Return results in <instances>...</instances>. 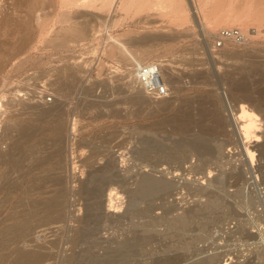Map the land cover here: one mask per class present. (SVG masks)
<instances>
[{"label":"rangeland","instance_id":"1","mask_svg":"<svg viewBox=\"0 0 264 264\" xmlns=\"http://www.w3.org/2000/svg\"><path fill=\"white\" fill-rule=\"evenodd\" d=\"M77 1V5H72ZM123 1L127 0H116L108 13L99 2L93 7L82 5L80 0H0V151L10 150V157L15 151L13 157H17L16 167L7 166L8 170L5 167L2 172L4 175L8 172L5 179L12 185L7 189L0 181L1 259L9 264L14 257L12 251L19 245L16 242L1 250L5 240L2 233L24 224L17 217L24 214L22 217L27 219L30 206L47 203L52 196L53 177L41 176L59 172L69 196L66 217L60 224L64 229L47 231L49 240L45 238L47 245L52 241V250L56 248V252L51 250L52 264H67L65 260L70 256L72 264L107 263L106 258L110 261L107 264H203L209 258L208 264H264V151L261 147L253 148L252 143L250 149L255 153L252 163L231 142L224 143V153L228 155L220 160L214 158L215 151L214 155L211 152L199 155L194 150L202 144L201 140L203 143L206 140L196 135V123L210 122L209 118H201L200 110L209 111L210 115L215 110L228 114L223 94H228L232 105L243 103L258 116L261 129L258 134L264 138V21L257 22L255 16L260 9L264 11V0H258L261 4L257 0H164L159 6L155 5L158 0H130L126 16L120 10ZM196 13L204 18L203 26L195 22ZM235 29L245 35V41L224 40L217 47L219 33ZM152 36L164 39L165 43L154 41ZM144 37L152 39L142 41ZM120 41H126L125 46L135 56L139 51L145 55L153 49V54L139 62L158 63L167 79L166 94L156 95L157 102L150 99L155 95L142 94L140 105L135 99L137 91L127 89L125 78H136L139 65L132 61L125 63L119 57L116 45ZM129 41H135L134 46ZM63 68H68L71 75ZM60 70H65L67 77ZM50 105H60L59 111L64 107L61 111V144H64L61 151H64L54 158L50 133L39 136L36 139L45 144L47 156H52L50 163L34 169L28 156L33 142L20 145L14 125L32 128L35 122L27 108ZM148 112L153 114L147 115ZM155 123L159 125L153 127ZM177 123H187L194 130L187 128L183 134L176 130ZM39 127L44 130L49 125ZM12 142L18 143L17 147L11 148ZM206 143L203 145L209 144ZM209 145L213 148L217 141ZM212 159L219 160L216 166ZM58 160L61 161L58 169L51 170ZM144 166L150 171L141 174L178 182L172 196L143 191L137 172ZM25 167L33 171L27 172ZM208 170L212 172L211 180L217 182L206 184L204 179L202 185V176L208 177ZM187 178L190 181L184 182ZM198 178L200 182L195 181ZM82 187L95 190L85 195L79 193ZM106 192L123 205L113 211L109 238L100 241L102 229H98L101 225L97 222L108 204ZM133 193L135 198L131 201ZM201 206L206 209L203 213L185 221L188 218L185 214ZM96 219L99 220L92 223ZM252 221L256 226L252 227ZM32 224V231L37 230L32 232L35 235L49 223ZM50 224L48 227L52 228ZM83 224L90 229L88 240L75 236L81 234L77 230Z\"/></svg>","mask_w":264,"mask_h":264},{"label":"bare ground","instance_id":"2","mask_svg":"<svg viewBox=\"0 0 264 264\" xmlns=\"http://www.w3.org/2000/svg\"><path fill=\"white\" fill-rule=\"evenodd\" d=\"M75 0H73V2H74ZM81 1V4L82 5H87V6H93V7H97V5L99 4V6L102 8V9H104L106 12H108V13H110V9L113 7V5L115 4V2H116V0H80ZM190 1H192L193 2V0H190ZM97 2H99L98 4H97ZM157 3H155V5L157 4L158 6L159 5H162L165 1L164 0H158V1H156ZM249 2V1H248ZM257 2H259L258 0H257ZM262 2V1H261ZM77 3H78V1L77 2H74V3H72V5H77ZM119 3V2H118ZM260 3V2H259ZM192 4V3H191ZM261 4V3H260ZM260 4H258V5H260ZM36 4H34V6H35ZM129 5H130V0H127L126 2L125 1H123V2H121L120 3V10L122 11V13H123V15L124 16H126L128 13H129ZM190 5V4H189ZM194 5H195V3H194ZM147 6V5H146ZM264 6V5H263ZM189 7V6H188ZM195 7V6H194ZM141 8V7H140ZM144 8V7H143ZM262 9H260V11L259 12H257V14L255 15L256 16V20H257V22H259V23H262L263 21H264V11H261ZM190 12V11H189ZM191 13V12H190ZM129 15V14H128ZM193 15V14H192ZM196 15V16H195ZM69 16V15H68ZM92 16H94V15H92ZM194 16H195V19H196V21L195 22H197L198 23V25H200V26H203V23H204V18L203 17H201V14H194ZM255 16H252V17H255ZM95 17V16H94ZM251 17V18H252ZM98 19V18H97ZM100 20V19H99ZM255 20V21H256ZM77 27V26H76ZM80 27V26H79ZM106 29V28H105ZM67 30V29H66ZM100 33V32H99ZM184 35V34H183ZM182 36V35H181ZM189 35H187V37H188ZM153 37V40L154 41H160V42H162V41H164V39H162V38H159L158 36L156 37V38H154L155 36H152ZM166 38V37H165ZM152 38H150V37H144V38H142V41L143 40H145V41H148V40H151ZM59 40V39H58ZM25 41V40H24ZM24 41L22 42V44H24ZM167 41V40H166ZM128 42V41H127ZM130 42V44L131 45H133V43H135V41L133 42H131V41H129ZM139 42V41H138ZM125 43H126V41L124 42V41H120V43H118L117 45H116V53L119 55V57H122L123 59H124V61H125V63L126 62H128V63H131V61H132V63L134 62V64L135 65H141V59L143 60V58H145V56L146 57H148V56H150L151 54H153V49L151 50H148L147 51V53L145 54V55H142L141 53H140V51H139V53H136L137 55L135 56V55H133L132 53L133 52H131L126 46H125ZM151 43V42H150ZM162 43H165V41L164 42H162ZM161 43V44H162ZM128 44V43H127ZM138 44V43H137ZM159 44V43H158ZM125 46V47H123V46ZM128 46V45H127ZM134 46V45H133ZM157 46V45H156ZM137 51V50H136ZM138 52V51H137ZM135 56L136 58H133V56ZM138 56V57H137ZM261 56V55H260ZM82 57V56H81ZM80 57V60L82 59ZM143 57V58H142ZM71 59V58H70ZM136 59H138V60H136ZM74 60H75V58H74ZM84 60V59H83ZM82 60V61H83ZM139 60H140V62H139ZM79 60H78V58L75 60V62L76 63H79L78 62ZM81 62V61H80ZM263 62V61H262ZM199 63V62H198ZM144 64V63H143ZM185 64V63H184ZM196 64V63H195ZM133 65V64H132ZM197 65V64H196ZM205 65V64H204ZM259 66H260V64H258ZM128 66V65H127ZM131 66V65H130ZM201 66V65H200ZM264 67V66H263ZM62 69V68H61ZM63 69H66V71L65 72H67V69L68 68H63ZM260 69V68H259ZM86 70V69H85ZM61 71V70H60ZM63 71V72H64ZM190 71V70H189ZM62 72V71H61ZM62 72V73H63ZM71 72V71H70ZM200 72V71H199ZM62 73H60L59 72V75L60 74H62ZM68 74H69V70H68V72H67ZM160 75H161V79H162V85L163 86H165L166 84H167V79L162 75L163 73H162V71L160 70ZM64 74V76H66L67 77V75H66V73H63ZM62 74V75H63ZM164 74H165V72H164ZM200 74V73H199ZM69 75H71V74H69ZM169 75V74H168ZM233 75V74H232ZM170 76V75H169ZM63 77V76H62ZM135 77V76H134ZM132 78V76H131V78H128V76L125 78L126 79V84H127V89H131L132 91H134V90H136L137 91V97H138V95H139V97H138V99H137V97L135 98L136 99V101H138V103L141 105L142 103H143V96H142V94H144V95H146V93L142 90V88L140 87V85H139V83H138V79H137V76H136V78ZM231 77V76H230ZM64 78V77H63ZM74 78V77H73ZM164 78V79H163ZM82 79V78H81ZM174 79V78H173ZM197 79V78H196ZM63 79H61V81H62ZM176 80V79H175ZM191 80V79H190ZM230 80V79H229ZM58 81V80H57ZM56 81V82H57ZM65 80H63L62 82H64ZM204 81V80H203ZM55 82V81H54ZM56 82H55V84H56ZM66 82V81H65ZM70 82H71V80H70ZM74 82V81H73ZM199 82V81H198ZM200 82H202V81H200ZM205 82V81H204ZM203 82V83H204ZM67 83H68V80H67ZM119 83V82H118ZM231 83V82H230ZM233 83V82H232ZM232 83H231V85H232ZM238 83V82H237ZM236 83V84H237ZM68 84H70V83H68ZM169 84V83H168ZM209 84V83H208ZM241 84V83H240ZM64 85V84H63ZM201 85H202V83H201ZM234 87V86H233ZM238 87V86H237ZM174 88V87H173ZM176 88V87H175ZM245 88V87H244ZM243 88V89H244ZM74 90V89H73ZM176 90V89H175ZM240 91V90H239ZM242 91V90H241ZM245 91V90H244ZM65 92V91H64ZM72 92V91H71ZM127 92V91H126ZM135 92V91H134ZM62 93V92H61ZM87 94V93H86ZM132 94V93H131ZM136 94H134L135 96H136ZM66 96V95H65ZM149 97V96H148ZM42 98V97H41ZM150 98V97H149ZM250 98V97H249ZM5 99V98H4ZM70 99V98H69ZM121 99V98H120ZM150 99H152L151 101H154V102H157V101H155L156 99H157V96L155 95L154 97H152V98H150ZM150 99H147L146 101H149ZM201 99H204V98H201ZM222 99H223V101H225V104H226V112L228 113L227 115H225V114H223L222 112H219V110L217 111V110H215L211 115H210V113H209V111L207 112L206 110H204V109H201L200 110V113H201V118L202 119H206V118H209L210 119V122L209 123H203V122H201V123H196L197 125H198V133L196 134L197 136H198V134L200 135V136H198V138H201V139H206L205 140V143L207 142V143H211V142H215V141H217V145L214 147L213 146V148H212V146H210L209 144H207V145H203V144H205V143H203L202 142V140H201V143L202 144H200V145H196L195 146V148H194V146H191V147H193L194 148V150H195V152L197 153V154H207V153H210L211 152V154L213 153V155L215 154V153H217V155H215V157L214 158H217V157H219V160H220V158H224L225 157V155L227 154L228 155V153H224L225 151V145H224V143L225 142H231V144L233 143L234 145H237L238 146V148H240L239 150H240V153H241V155L242 156H244V158H245V156H246V158H248L249 160H250V162L252 161V163L254 162V155H255V153L253 152V150H251L250 149V147H251V144L252 143H255V145L253 146V148H259V147H261L262 148V150L264 151V138L262 139V137L263 136H261V135H259V134H261L260 132V130L261 129H258V128H260L259 126H260V123L258 122L257 123V121H259L258 120V116L254 113V112H252V110H250V109H248L243 103L242 104H240V105H232V102L230 101V98L228 97V94H223L222 95ZM10 100V99H9ZM158 100V99H157ZM163 100H165V99H163ZM212 101L214 100V99H211ZM145 101V100H144ZM203 101V100H202ZM214 101H216V100H214ZM213 101V102H214ZM57 102V101H56ZM55 102V103H56ZM66 102V101H65ZM85 102H87V101H85ZM120 102V101H119ZM135 102V101H134ZM150 102V101H149ZM149 102H147V104L149 103ZM203 102H205V101H203ZM210 102V101H209ZM2 103V102H1ZM25 103V102H24ZM28 103H30V102H28ZM33 103V102H32ZM31 103V104H32ZM37 103V102H36ZM58 103V102H57ZM93 103V102H92ZM95 103V102H94ZM131 103V102H130ZM137 103V104H138ZM199 103H200V101H199ZM208 103V102H207ZM219 103V102H218ZM238 103H240V102H238ZM248 103V102H247ZM30 104V105H31ZM34 104V103H33ZM50 104V103H49ZM54 104V103H53ZM121 104V103H120ZM128 104V103H127ZM146 104V103H145ZM204 104V103H203ZM205 104H206V102H205ZM204 104V105H205ZM224 104V105H225ZM36 105V104H35ZM45 105V104H44ZM43 105V106H44ZM47 105V104H46ZM52 105V104H51ZM50 105V106H51ZM66 105V104H65ZM84 105H85V103H84ZM90 105H91V103H90ZM94 105H96V104H94ZM126 105V104H125ZM202 105V104H201ZM27 106V105H26ZM25 106V107H26ZM54 106V105H53ZM56 106H58V105H56ZM60 106V105H59ZM59 106L58 107H33L32 108V106H30L31 108L29 109V108H27L30 112H31V114L33 115V118L32 119H34V122H35V125H33L32 126V128H30V129H27V128H23L22 126L20 127V126H15L14 124V128H15V131L17 132V134H18V142H20L21 144L20 145H22V143L23 144H25L26 146H28L29 145V143H32L30 146H29V157H30V160H32L31 162H29L31 165L30 166H34V169L35 168H42L43 166H45V165H47L48 163H50V160H51V156L52 155H54V158H58L59 157V154H60V152H63V151H61V137H62V133H61V130H62V124H61V116H62V114H61V111H64V107H63V110H62V108L60 109L61 111H59V110H57V108H59ZM63 106V105H62ZM134 106V105H133ZM135 106H136V104H135ZM210 106V105H209ZM215 106V105H214ZM25 107H24V109H25ZM29 107V106H28ZM138 107H139V105H138ZM201 107V106H200ZM199 107V108H200ZM218 107V106H217ZM199 108H198V110H199ZM26 109V110H27ZM145 109H147V106L145 107ZM155 109V108H154ZM224 110V109H223ZM25 112V111H24ZM28 112V111H27ZM157 112V111H156ZM119 113V112H118ZM188 113V112H187ZM191 113V112H190ZM199 113V114H200ZM152 115L151 114V112H148L147 113V115ZM65 115V114H64ZM146 115V114H145ZM187 117V116H186ZM176 118H178V117H176ZM200 118V119H201ZM174 119V118H173ZM181 119H183L182 118V116H181ZM181 119H179V120H181ZM186 119V118H185ZM176 120H178V119H176ZM178 120V121H179ZM182 121V120H181ZM184 121H186V120H184ZM163 122V121H162ZM188 122V121H187ZM208 122V121H207ZM18 123V122H17ZM20 123H22V122H20ZM165 123H168V122H165ZM49 125V127L48 128H45L44 130H41L40 129V127L39 126H41V125ZM195 124V123H194ZM257 124H259V125H257ZM153 125V127L154 126H156V125H159V123H155V124H152ZM44 127V126H43ZM172 127V126H171ZM176 130H178L179 132H181V133H183V134H185V132L187 131V128H189V127H187V123H185V125H182L181 123H177L176 124ZM191 127V126H190ZM190 129V128H189ZM191 129H192V127H191ZM190 129V131H193L194 129H192L191 130ZM155 130V129H154ZM195 131H196V129H195ZM125 132V131H124ZM263 132V131H262ZM47 133H50V136H52V141H53V145H52V155H49V156H47V148H45V144L43 143V142H40V141H38L36 138H38L39 136H46V134ZM259 133V134H258ZM9 135H11V134H9ZM8 135V136H9ZM196 135L194 134L193 136H195L196 137ZM263 135V134H262ZM5 136H7V135H5ZM7 136V137H8ZM192 136V135H191ZM12 141V140H11ZM196 141H199V139H197ZM195 141V142H196ZM17 142V141H16ZM63 142H64V140H63ZM260 143H262L261 145H259ZM17 144L18 143H14L13 144V142H12V146H11V148H14V147H17ZM230 144V143H229ZM11 145V144H10ZM9 145V146H10ZM213 145H215V143L213 144ZM64 146V144L62 145V147ZM6 147H7V145H6ZM6 147H4L5 148V150H7L9 147H7V149H6ZM191 147H190V149H191ZM126 148V147H125ZM192 148V149H193ZM64 149V148H63ZM133 149V148H132ZM189 149V150H190ZM14 150H16V149H14ZM18 150V149H17ZM16 150V151H17ZM127 150H128V148H127ZM152 150L153 151H156L157 149H153L152 148ZM161 149H159V151H160ZM49 151H50V149H49ZM214 151H215V153H214ZM227 151V150H226ZM8 152H10V150L9 151H0V172H1V175H0V181L2 180L3 182H1L2 183V185L4 186V187H8L9 185H12L8 180H6L5 178H6V174L8 173V172H5L6 174L4 175V173L2 174V172L3 171H5L4 170V168L6 167V169H7V166H10V167H12V169L14 168V167H16V162H17V160H15L16 158H14L13 157V155H14V152H12L11 154H12V157H10L11 155H10V153H8ZM121 152V151H120ZM164 152V151H163ZM182 152V151H181ZM191 152H193L192 150H191ZM228 152H230V150L228 151ZM154 153V152H153ZM19 154V153H18ZM28 154V153H27ZM51 154V153H50ZM123 154V153H122ZM188 154H190L189 152H188ZM10 155V156H9ZM17 155V154H16ZM161 155V154H160ZM164 155V154H163ZM192 155V154H191ZM209 155V154H208ZM17 156H19V155H17ZM22 155H20V157H21ZM119 156V155H118ZM121 156V155H120ZM173 156V155H172ZM182 156V155H181ZM189 156V155H188ZM204 156V155H203ZM211 156V155H210ZM25 157V156H24ZM23 157V158H24ZM28 157V158H29ZM157 158V157H156ZM164 158V157H163ZM26 159V158H25ZM123 159V158H122ZM176 159V158H175ZM27 160V159H26ZM60 160V159H59ZM57 161V162H55V164L53 165V167L52 168H50L51 170H56V169H58V165H59V162H61V161ZM181 160V159H180ZM213 160V159H212ZM211 160V161H212ZM218 159H217V161H219ZM28 161V160H27ZM216 161V160H215ZM214 162V160H213V162H214V164L215 163H217L218 164V162ZM245 161H246V159H245ZM20 162H22V161H20ZM25 161H23V163H24ZM208 162V161H207ZM26 163V162H25ZM181 163H182V160H181ZM190 163V162H189ZM208 163H211V162H208ZM185 164V163H184ZM191 164V163H190ZM213 164V165H214ZM22 165V164H21ZM154 165V164H153ZM156 165V164H155ZM183 165V164H182ZM220 165V164H219ZM219 165H218V167H219ZM24 165H22V167H23ZM27 166V165H26ZM92 167L94 166V165H91ZM107 166V165H106ZM148 166V165H147ZM147 166H144L141 170V172L139 171V172H137L138 174L137 175H139V179H140V182H139V185L141 186V188L143 189V191L145 192V193H148V194H150V193H159V192H165L166 193V195H168V197H170V196H172V191L173 190H175L179 185H178V182H176L175 183V180H173V181H170V180H167V179H156V178H158V177H156V176H153V177H155V178H153L152 176H151V174L149 175H145V174H141V173H143V172H146V173H148L147 171H150L149 169H147L148 167ZM160 166H161V164H160ZM195 166V165H194ZM215 166H216V164H215ZM28 167V166H27ZM96 167V166H95ZM100 167V166H99ZM104 167V166H103ZM18 168V167H17ZM16 168V169H17ZM24 168V167H23ZM23 168H22V171H23ZM30 168V167H29ZM29 168H26L25 167V171H27L26 169H28L29 170ZM190 168H193L192 166L190 167ZM217 167H215L214 168V170L216 169ZM15 169V170H16ZM95 169V168H94ZM93 169V170H94ZM140 169V168H139ZM177 169V168H176ZM8 170V169H7ZM14 170V171H15ZM32 170V169H31ZM101 170V169H100ZM99 170V171H100ZM166 170H168V169H166ZM174 170H175V168H174ZM210 170H213V169H210ZM10 171V170H9ZM33 171V170H32ZM32 171H27V172H32ZM58 171V170H57ZM56 171V172H57ZM97 171V170H96ZM104 171V170H103ZM103 171H101V172H103ZM209 171V170H208ZM16 172V171H15ZM47 172H49V171H47ZM54 172V171H53ZM91 172H92V170H91ZM100 172V173H101ZM162 172V171H161ZM190 172V171H189ZM11 173V172H10ZM17 173H19V172H17ZM23 173H25V172H23ZM165 173V172H164ZM172 173V172H171ZM209 173H210V175H209ZM211 173L212 172H208V177H205V176H202V177H204L202 180H203V182H202V185L204 184L205 185V183L206 184H211V182L213 181V180H215V179H213V180H211V177H212V175H211ZM214 173V172H213ZM20 174V173H19ZM26 174V173H25ZM27 174H29V173H27ZM169 174V173H168ZM4 175V176H3ZM10 176H11V174H9ZM14 175V174H13ZM22 176H23V174H21ZM89 175H92V174H89ZM161 175V174H160ZM215 175V174H214ZM61 176V174L58 172V173H43V175L41 176V177H53V180H52V182L51 183H53L52 184V186L51 187H53V189L51 190V192L50 193H52V196L49 198V200L47 201V203H45L44 205H42V203L40 204V206H41V208H40V206L38 207V206H36L35 205V207L34 208H32V206H30V208L32 209H29V210H31V212H26L27 213V219H24L23 217H22V215L24 216V214H21V216H19L18 214V217L17 218H19V219H23V221H24V224H18V225H16V226H13V227H11V228H8V230H6V231H4L3 233H2V235H3V237H5L4 239V241H3V245L1 246V250H7V248L11 245V244H13V243H16V242H18L19 243V245L18 246H16V248L12 251V255H14V257H13V259L11 260V262L9 263V264H52L51 263V260L53 261V259H51V256L53 255L52 253V251H55L56 252V248L55 249H53L52 250V248H53V243H52V241L50 242L49 241V244L47 245V243L48 242H45L46 240H45V238H47L48 240H49V238L48 237H46V235H47V231L48 232H52V231H50V230H55V232H56V230H59V229H61L62 227H63V229H64V226L63 225H60V224H63L64 223V220H65V217H66V211H65V209H66V204H67V201H68V196H69V193H68V191H67V188L62 184V182H63V180H62V178L60 177ZM136 176V175H135ZM176 176V175H175ZM184 176H186V175H184ZM14 177V176H13ZM24 177V176H23ZM40 177V178H41ZM92 177H94V176H92ZM201 177V178H202ZM9 178V177H8ZM20 178H21V176H20ZM96 178V177H95ZM103 178V177H102ZM190 178V177H189ZM189 178H187V179H183L184 180V182L186 181H190V179ZM201 178H200V180H199V178H198V180H195V181H201ZM43 179V178H42ZM104 179V178H103ZM134 179V178H133ZM204 179H205V183H204ZM15 180H16V178H15ZM93 180H95L94 178H93ZM92 180V181H93ZM114 180V179H113ZM137 180V179H136ZM180 180V179H179ZM222 180V179H221ZM220 180V181H221ZM18 181H20V180H18ZM115 181V180H114ZM118 181V180H117ZM177 181V180H176ZM194 181V180H193ZM21 182V181H20ZM113 182V181H112ZM119 182V181H118ZM217 181H213V183H216ZM66 183V182H65ZM91 183V182H90ZM100 183V182H99ZM109 183V182H108ZM111 183V182H110ZM115 183H117V182H114V185H115ZM219 183V182H218ZM20 184V183H19ZM182 183H180V185H181ZM101 185H103V184H101ZM106 185V184H105ZM212 185V184H211ZM14 186V185H13ZM214 186V185H213ZM17 187V186H16ZM84 187H85V185H84ZM84 187H82L80 190H81V192H79V193H83V194H85V195H90V194H92L93 192H94V190L95 189H91V188H84ZM89 187V186H88ZM93 187V186H92ZM14 188H15V186H14ZM49 188V187H48ZM109 188V187H108ZM202 187H200V189H201ZM4 189V188H3ZM7 189H9V187L7 188ZM16 189V188H15ZM138 189V188H137ZM141 189V190H142ZM194 189V188H193ZM80 190H78V191H80ZM26 191H27V189H26ZM50 191V190H49ZM204 191V190H203ZM129 192V191H128ZM132 192V191H131ZM175 192V191H174ZM198 192H199V190H198ZM211 192V191H210ZM15 193V192H14ZM145 193H144V195H145ZM7 194V193H6ZM78 194V193H77ZM104 195V199H105V193H103ZM106 194H107V192H106ZM141 194V193H140ZM198 194V193H197ZM201 194V193H200ZM199 194V195H200ZM98 195V194H97ZM111 195V194H110ZM129 195V194H128ZM138 195V194H137ZM136 195V196H137ZM173 195H174V193H173ZM195 195V194H194ZM99 196V195H98ZM131 196V195H130ZM135 195H134V193H133V195L130 197L131 199H129V200H131V201H133L132 200V198H135L134 197ZM148 196V195H147ZM198 196V195H197ZM91 197V196H90ZM112 197V196H111ZM110 196H109V193L107 194V202H108V204H107V206L102 210L103 212H104V214L102 215L103 217H101V214L100 215H98L99 217H101L100 219L101 220H97L96 219V221H93L92 223H95V222H97V224H100L101 226L99 227V225H98V229H102V232H101V234L100 235H98L99 236V239L100 238H106V240L109 238V234H111L112 232H109L110 231V226H112L111 225V223H112V220L113 219H111L112 217V214H113V211L115 210V209H118L119 207H120V205H123V204H121V200L119 201V199H118V201H113L112 199H114V198H111ZM164 197V196H163ZM167 197V198H168ZM4 199H5V197H4ZM85 199V198H84ZM139 199V198H138ZM165 199V198H164ZM140 200V199H139ZM166 200V199H165ZM211 200V199H210ZM222 200V199H221ZM118 202H120V203H118ZM123 202V201H122ZM94 203H96V202H94ZM212 204V203H211ZM26 205V204H25ZM24 205V206H25ZM29 204H27L26 205V207L28 206ZM31 205V204H30ZM23 206V205H22ZM92 206V205H91ZM216 206V205H215ZM29 207V206H28ZM168 208V207H167ZM14 209V208H13ZM27 209V211H29ZM99 209H102V208H98V210ZM97 210V209H96ZM191 210V209H190ZM204 210H206L205 208L203 209V207L201 206V207H198L195 211H192L190 214L188 213V215H186L185 214V216H187L188 218H184V216H183V218L185 219V221L186 220H191L192 218H190V217H194V216H199L201 213H203L202 211H204ZM89 211H91L90 209H89ZM88 211V212H89ZM93 211V210H92ZM100 211V210H99ZM101 211V212H102ZM24 212V211H23ZM88 212H86V213H88ZM102 212V213H103ZM127 212H129V208H127L126 209V211H124V213H126L127 214ZM154 212V211H153ZM92 213V212H91ZM91 213H89V214H91ZM99 213V212H98ZM123 213V214H124ZM115 214H117V213H115ZM92 215V214H91ZM114 215V214H113ZM86 216V215H85ZM87 216H89V215H87ZM86 216V217H87ZM119 216V215H118ZM120 216H122V215H120ZM75 217H77V216H75ZM85 217V218H86ZM114 217V216H113ZM123 217V216H122ZM125 217H126V215H125ZM88 218V217H87ZM86 218V219H87ZM6 219V218H5ZM146 219V218H145ZM82 220V219H81ZM93 220V219H92ZM182 220V219H181ZM210 220V219H209ZM34 221H39L40 222V224L41 223H43L44 225H46V223H51L50 225V227H52V228H49L48 226H49V224H48V226H47V228H39V230H38V232H37V234H33L35 231H37V230H35L34 232L32 231L33 229H32V222H34ZM255 221V220H254ZM254 221H252L251 223H252V227L253 226H256L255 224H256V222H254ZM4 222V221H3ZM82 222V221H81ZM80 221H79V223H81ZM83 222H86V221H83ZM89 222V221H88ZM43 224H41V225H43ZM59 224V225H58ZM89 224V223H88ZM84 225V227H81V229L78 227V229L79 230H77V232H80L81 234H79V233H77V234H75V236H78L79 238H82L83 239V237H85L86 239L88 238V236L91 234L90 233V229L87 227V224H83ZM89 225H91V224H89ZM34 226H36V225H34ZM34 226H33V228H34ZM92 226V225H91ZM95 226H96V224H95ZM242 226V225H241ZM46 227V226H45ZM90 227V226H89ZM69 228V227H68ZM256 229H258V228H256ZM94 230V229H93ZM75 231H76V229H75ZM96 231V230H95ZM101 231V230H100ZM225 231V230H224ZM33 232V233H32ZM63 232V231H62ZM99 232V231H98ZM228 232V231H227ZM248 232V231H247ZM1 233V232H0ZM75 233V232H74ZM97 233V232H96ZM57 233H55L54 235H56ZM58 234H59V232H58ZM256 234V233H255ZM48 235H49V233H48ZM260 235H261V233H260ZM50 237H51V233H50V235H49ZM95 236H97V235H94V237ZM97 236V237H98ZM8 237V238H7ZM53 237V236H52ZM56 237H57V235H56ZM73 237V236H72ZM115 237V236H114ZM244 237V236H243ZM58 238V237H57ZM78 238V239H79ZM84 238V239H85ZM93 238V237H92ZM150 238V237H149ZM263 238V237H262ZM261 238V239H262ZM50 239H52V238H50ZM62 239V238H61ZM97 239V238H96ZM251 239H253V238H251ZM59 240V239H58ZM57 240V241H58ZM81 240V239H80ZM88 240V239H87ZM93 240V239H92ZM95 240V239H94ZM102 239H100V241H101ZM105 240V241H106ZM146 239L144 238V241H145ZM256 240V239H255ZM55 241V240H54ZM60 241V240H59ZM68 241V240H67ZM89 241H90V239H89ZM143 241V242H144ZM248 241V240H247ZM76 242H77V240H76ZM88 242V241H87ZM1 243V242H0ZM72 243V242H71ZM96 243H97V240H96ZM106 243V242H105ZM58 244H60V243H58ZM98 244V243H97ZM104 244V243H103ZM103 244H102V246H103ZM107 244V243H106ZM105 244V245H106ZM244 244V243H243ZM255 244V243H254ZM94 245H95V243H94ZM100 245V244H99ZM80 247H82V246H80ZM99 247V246H98ZM101 247V246H100ZM59 248V247H58ZM74 248V247H73ZM83 248V247H82ZM102 248V247H101ZM101 248H99V249H101ZM104 248V247H103ZM86 249V248H85ZM92 249V248H91ZM93 249H94V247H93ZM95 249H97L96 247H95ZM98 249V250H99ZM52 250V251H51ZM59 250V249H58ZM57 250V251H58ZM70 250H72V249H70ZM76 250V249H75ZM77 251V250H76ZM76 251H73L74 253H76ZM86 253V252H85ZM93 253V252H92ZM95 255V254H94ZM80 256V255H79ZM82 256H83V254H82ZM110 256V255H109ZM94 257V256H93ZM79 258V257H78ZM77 258V259H78ZM84 258H85V256H84ZM100 258V257H99ZM213 258V257H212ZM217 258H219V257H217ZM0 259H1V257H0ZM51 259V260H50ZM101 259V258H100ZM99 259V260H100ZM105 258H103L102 260H104ZM222 259V258H221ZM88 260V259H87ZM96 260V259H95ZM101 260V261H102ZM105 260H108L109 261V259H105ZM104 260V261H105ZM110 260H111V262H113L112 261V259H111V256H110ZM208 260H210V258L208 259ZM208 260H203L204 262H203V264H206L207 262H209ZM213 260H214V258H213ZM6 259L5 260H0V264H5L6 263ZM65 261H67V264H72V262H73V260H72V257L70 256V258H68L67 260H65ZM90 261V260H89ZM97 261V260H96ZM96 261H92V262H96ZM103 261V262H104ZM107 261V263H110V261L108 262ZM119 261V260H118ZM201 262V261H200ZM210 262H211V260H210ZM77 263V262H76ZM75 263V264H76ZM79 263H80V261H79ZM82 263H84V262H82ZM81 263V264H82ZM87 263V262H86ZM102 263V262H101ZM100 263V264H101ZM107 263H102V264H107ZM225 263V262H224ZM8 264V263H7ZM85 264V263H84ZM92 264H94V263H92ZM96 264H97V262H96ZM98 264H99V262H98ZM175 264V263H174ZM202 264V263H201ZM208 264V263H207ZM210 264H213V263H210ZM214 264H215V262H214Z\"/></svg>","mask_w":264,"mask_h":264},{"label":"built area","instance_id":"3","mask_svg":"<svg viewBox=\"0 0 264 264\" xmlns=\"http://www.w3.org/2000/svg\"><path fill=\"white\" fill-rule=\"evenodd\" d=\"M231 39L243 43L246 37L240 30H222L219 33L217 47L222 46L221 41ZM160 74V65L158 63L143 64L136 68V76L142 90L146 94L162 97L166 94L167 88L162 85Z\"/></svg>","mask_w":264,"mask_h":264}]
</instances>
